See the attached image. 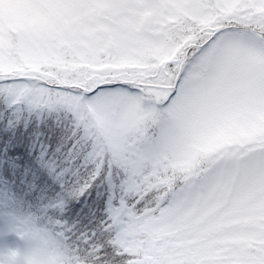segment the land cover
<instances>
[{
    "label": "snow or ice",
    "instance_id": "1",
    "mask_svg": "<svg viewBox=\"0 0 264 264\" xmlns=\"http://www.w3.org/2000/svg\"><path fill=\"white\" fill-rule=\"evenodd\" d=\"M0 231L27 264H264V0H0Z\"/></svg>",
    "mask_w": 264,
    "mask_h": 264
},
{
    "label": "clouds",
    "instance_id": "2",
    "mask_svg": "<svg viewBox=\"0 0 264 264\" xmlns=\"http://www.w3.org/2000/svg\"><path fill=\"white\" fill-rule=\"evenodd\" d=\"M5 258L9 260H22L27 264V256L19 247L8 245L0 247V264H5Z\"/></svg>",
    "mask_w": 264,
    "mask_h": 264
},
{
    "label": "rangeland",
    "instance_id": "3",
    "mask_svg": "<svg viewBox=\"0 0 264 264\" xmlns=\"http://www.w3.org/2000/svg\"><path fill=\"white\" fill-rule=\"evenodd\" d=\"M4 245L23 247V241L14 233H4L0 231V247Z\"/></svg>",
    "mask_w": 264,
    "mask_h": 264
}]
</instances>
